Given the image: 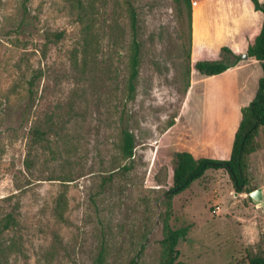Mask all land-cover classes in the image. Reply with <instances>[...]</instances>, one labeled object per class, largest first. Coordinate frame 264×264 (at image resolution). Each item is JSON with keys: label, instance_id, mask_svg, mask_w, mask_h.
<instances>
[{"label": "rangeland", "instance_id": "374dc122", "mask_svg": "<svg viewBox=\"0 0 264 264\" xmlns=\"http://www.w3.org/2000/svg\"><path fill=\"white\" fill-rule=\"evenodd\" d=\"M131 3L141 48L129 96L123 0H0V264H166L169 233L183 227L178 264H249L264 255L263 126L241 192L226 170L207 169L168 193L176 151L206 152L186 112L209 137L202 124L235 116L239 82L252 80V94L260 64L247 58L236 76L200 75L183 5ZM35 127L45 140L32 143ZM124 129L135 140L130 158L119 150ZM259 187L263 202L249 195Z\"/></svg>", "mask_w": 264, "mask_h": 264}, {"label": "trees", "instance_id": "16d2710c", "mask_svg": "<svg viewBox=\"0 0 264 264\" xmlns=\"http://www.w3.org/2000/svg\"><path fill=\"white\" fill-rule=\"evenodd\" d=\"M178 4L183 5L186 21L188 25V55L191 57L192 45V11L193 4L197 0H176ZM127 6L130 16V30L132 35L131 55L129 59L130 72L127 82V94L131 96L135 90V83L139 71V55L140 42L137 39V14L131 3V0H123ZM250 6L254 10H260L263 13V24L252 44H250L246 53L248 58L258 60L261 65L262 75L258 80V88L248 105L241 108V120L235 131L231 151L226 159L218 158L214 152L207 148L206 152L195 157L188 149H179L175 153V164L172 173V184L168 191L169 194H178L186 189L195 179L201 177L207 169H224L226 170L233 189L236 192H241L246 186L248 180L246 177V157L254 150L253 138L260 126L264 127V1L248 0ZM181 9V8H179ZM182 13V12H181ZM89 33L85 32L84 47L88 48L90 45ZM202 54L204 56H202ZM201 56L193 60V68L204 75H217L228 68L236 65L241 59V55L235 53L227 46L220 47L221 55H229V57L214 58L207 53H202ZM31 90V86L29 87ZM32 143L45 140L46 131L42 128L35 127L32 129ZM134 136L128 130L122 131V138L119 145V150L123 158H130L133 156ZM27 167L30 166L26 160ZM62 198L58 201V206H61ZM62 218V213H58ZM12 222V216L3 223L2 227L7 228L8 224ZM187 228H179L172 230L169 233L168 239L170 242L169 257L166 264H178L176 262L178 256V249L176 245L180 238L186 235ZM249 264H264V255L256 254L249 258Z\"/></svg>", "mask_w": 264, "mask_h": 264}, {"label": "crops", "instance_id": "0c3cea01", "mask_svg": "<svg viewBox=\"0 0 264 264\" xmlns=\"http://www.w3.org/2000/svg\"><path fill=\"white\" fill-rule=\"evenodd\" d=\"M259 1L263 2L264 0ZM196 7L199 9L197 25L195 16ZM262 24L263 13L260 10H254L248 0H197L193 4L192 11L191 58L195 60L202 53H207L211 57L217 58L221 46H227L235 53L241 55L253 43ZM196 38L199 40L198 44L195 42ZM252 61L254 64H260L258 60L252 59ZM244 64L243 60L240 59L235 66L217 75L231 76L235 74L236 76L244 68ZM261 75L256 76L257 86L252 89V94H250L252 80H247V82L242 80L239 82V84H242L239 86L242 90L237 100L235 116L225 115L221 118H212L211 121L202 124V128H209L212 131L209 137L206 134H199L201 131L197 127L196 117L186 112V120L190 130L196 137L195 139H198L199 142H204V148H210L217 157L221 149L226 154H230L234 134L241 120V108L254 97ZM197 79L200 78L197 77ZM188 101L185 104H190Z\"/></svg>", "mask_w": 264, "mask_h": 264}, {"label": "water", "instance_id": "95a60500", "mask_svg": "<svg viewBox=\"0 0 264 264\" xmlns=\"http://www.w3.org/2000/svg\"><path fill=\"white\" fill-rule=\"evenodd\" d=\"M248 58V55L246 52H243L241 54V59H247ZM250 197L256 201V202H263V191L262 189L259 187V188H256L255 190L251 191L250 192Z\"/></svg>", "mask_w": 264, "mask_h": 264}]
</instances>
